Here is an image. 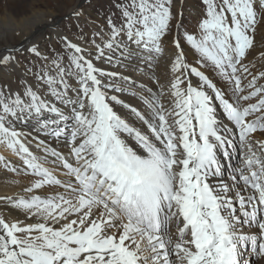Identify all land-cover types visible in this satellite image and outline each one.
Returning <instances> with one entry per match:
<instances>
[{
  "label": "snow or ice",
  "instance_id": "1",
  "mask_svg": "<svg viewBox=\"0 0 264 264\" xmlns=\"http://www.w3.org/2000/svg\"><path fill=\"white\" fill-rule=\"evenodd\" d=\"M202 4L204 17L193 34L183 27V12H173L174 0H114L120 23L108 17L107 39L101 29L94 34L100 43L93 38L89 49L64 37L71 50L67 64L62 56L52 59L33 73L37 86L25 81L22 93L0 87V144L39 177L25 191L63 189L47 197L0 198L33 220L0 215V264H250L249 249L264 262V161L253 150L254 142L264 151V141L254 138L264 133V86L256 87L258 77L243 63L257 46L258 29H264V0ZM168 37L176 51L167 104L162 88L159 93L148 88L149 95L141 97L149 115L109 95L108 89L124 90L116 87L117 77L129 83L131 78L98 67L93 56L109 64L138 60L151 66ZM182 40L198 54L195 65L187 63ZM28 51L41 56L36 46ZM20 52L7 49L0 66L19 64ZM259 58L264 61V51ZM203 68L231 83L234 99L226 98ZM244 73L252 75L246 94ZM254 98L255 103H243ZM215 101L246 149L239 178L234 174L231 184L212 183L223 175L222 158L236 148ZM113 102L128 108L148 132L123 118ZM30 120L68 144L71 161L44 148L56 157L53 164L67 170L66 179L44 167L21 139L25 134L15 122ZM0 161L10 167L3 156Z\"/></svg>",
  "mask_w": 264,
  "mask_h": 264
},
{
  "label": "bare ground",
  "instance_id": "2",
  "mask_svg": "<svg viewBox=\"0 0 264 264\" xmlns=\"http://www.w3.org/2000/svg\"><path fill=\"white\" fill-rule=\"evenodd\" d=\"M195 7L196 4L194 3ZM75 7H70L69 12H73L76 9ZM198 8V7H197ZM80 10V9H79ZM82 12V11H81ZM83 13V12H82ZM46 13H37L34 12L31 15H26L25 17L16 18L17 15L10 17L7 16V20L4 21L3 17L0 16V38L5 35V29H13L15 31H20L22 35V45H19L20 49L25 47H38L41 43V36H37V32L43 29L44 26H47L48 23H51L46 18ZM49 28L52 31V36L56 38V35L61 37H67V39L73 43L80 44L83 47L92 49L91 44H87L82 42L79 39L72 37L68 34L67 31L56 27L55 22L49 25ZM98 28V27H97ZM101 30V29H100ZM94 32V31H93ZM97 32V30H95ZM261 32L264 38V29H260L258 33ZM108 33V32H107ZM106 34V33H105ZM107 36V34H106ZM105 37V36H104ZM100 38V37H99ZM107 38V37H106ZM99 41V40H98ZM98 43V42H97ZM21 46V47H20ZM185 58L190 60V64H196V60L199 58L198 54L192 49L191 45H183ZM42 47V46H41ZM40 47V48H41ZM16 48L14 45H9L5 47L3 50L0 49V55L6 54L7 49ZM165 51L163 55H161L158 60L153 63L151 66L145 64L140 61H132L126 62L125 65L118 64H109L105 61H97L92 57L94 63L106 70V71H115L121 73L124 76H128L131 78L132 83L122 81L119 77L116 78V87L123 88V91H116L115 87L108 89L109 95H116L120 100L124 102V104L131 105L136 108L138 111L144 113L145 115L150 114V109L145 104L144 100L141 97H147L149 93L146 89L151 88L154 93H159L160 89H163L164 96L163 101L167 104L171 99L169 92V85L173 78V74L171 72V63L173 60V54L175 53V47L171 43V37L167 38V42L164 44ZM42 49V48H41ZM45 49V48H44ZM43 53L45 54L46 52ZM264 51V40L260 38L257 39V46H255L252 50H250L249 55L245 59L243 63L248 64L251 72L257 74L260 69L263 68L264 71V61L259 58V53ZM17 59L18 54L16 53ZM252 64H255V67H252ZM139 65V66H138ZM4 71L5 76L13 79L15 74L12 70L17 71L22 75L24 81H27L29 84H32L34 87L37 86L38 83L32 81L24 75L23 69L19 64H11L9 66H0ZM207 74L217 86L226 93V98H232L233 96V85L227 81H224L216 72H214L211 68H203L201 69ZM194 85L199 83L197 77H191ZM263 79V78H261ZM264 80V79H263ZM111 82V81H109ZM70 83L75 85V80H71ZM141 86H144L143 88ZM40 91L42 93L46 92V86L40 84ZM21 92V91H20ZM136 94L133 95L132 93ZM22 93V92H21ZM49 100H53L54 98L50 95L47 96ZM55 102V101H54ZM217 107V116L218 119L222 120L224 124L228 126L231 130L229 133V139L233 141L236 145L235 150L230 148L232 155L230 157H223L222 162L224 165L223 175L220 178H216L212 180L213 184L218 183L220 180L226 183H233L232 176L235 174L239 178L238 169L243 167V152L246 149L242 150L241 142L239 140V130L235 128V126L227 120L226 115L223 112L222 107L219 105V101H215ZM114 110H116L123 118L128 120L135 127L141 129L145 133L148 132V129L145 125L140 122L133 113L130 112L128 108L123 107V105L115 104L113 102ZM15 126L18 131L24 133L25 135L21 137L23 142L29 148V150L40 158L41 162L44 164V167L49 168L53 171L54 175H56L60 179H66L67 177L64 173L67 171L64 169L59 162L53 164L52 161L56 160V157L52 156L50 153H45L44 148L48 147L50 149H55L57 152L64 154L70 161L71 157L68 156L69 146L66 141L61 138L57 140L56 138L46 135L44 131L39 129V125L35 120H30L25 123L23 121H16ZM254 138L256 141H264V133L257 132L254 134ZM41 141H43V145H41ZM133 143L132 141H129ZM253 150L260 156L262 161H264V151H262L258 145L253 142ZM47 155V160H44V157ZM0 156L6 158L10 167H5L4 162L0 161V198H8L11 197L14 200L23 197L30 198L33 195H40L41 197H47L49 195H53L55 191H63V189H54L50 186H45L41 189H34L33 192L25 191L26 188L31 187L33 181L38 179L31 174V171L26 168L23 164L22 160L19 156H17L11 149H9L5 144H0ZM14 167L18 169V171H12L11 168ZM0 215H3L6 220H21L24 223H32V219H25L23 212L19 210L12 209L7 203L6 200L0 199ZM172 233L177 235L176 222H172ZM176 235L173 238H176ZM255 254L250 252V249L245 253V259L249 260L250 264H264L261 261V258L258 257L257 262L255 261Z\"/></svg>",
  "mask_w": 264,
  "mask_h": 264
},
{
  "label": "rangeland",
  "instance_id": "3",
  "mask_svg": "<svg viewBox=\"0 0 264 264\" xmlns=\"http://www.w3.org/2000/svg\"><path fill=\"white\" fill-rule=\"evenodd\" d=\"M113 3L114 0H0V16L6 21L8 15L10 17L17 15L16 18H20L26 15L29 16L34 12H45L46 18L51 23L55 22L56 27L67 31L72 37L87 44H91V40L95 38L100 43V38L94 36L96 33L95 30L100 32V29H103L104 38L107 39L106 34L109 30L107 25L108 17L112 16L117 24L120 23L119 12L113 6ZM194 3L198 8L195 7ZM75 5L77 8L73 12H69L70 7H75ZM174 5V13L183 12L182 24L184 29L195 34L198 30V23L204 17L205 13V6L202 4V0H183L182 3L181 0H174ZM76 11H82L83 13L80 16H76L74 15ZM51 23H48L47 26H44L42 30L37 32V36H41L42 40V43L37 47L41 56L38 57L29 52L28 49L31 47H25L21 49L20 53H17L24 75L36 83L38 82L33 73L39 72L41 68H45L46 64H50L52 59L58 56L64 57V63L67 64L68 55L71 53V50L66 48L64 39L56 35L54 41L52 31L49 28ZM5 31V35L0 38V49L3 50L9 45H14V47L19 48V45H22L21 32L13 29H5ZM82 36L84 39H81ZM258 38L264 40L261 32L257 34ZM182 43L183 45H189L186 40H182ZM43 49L46 52L45 54L43 53ZM43 57H48V60L45 61ZM186 61L189 64L191 63L189 59H186ZM27 69H31V73L26 75ZM262 70L263 68L257 74H254L250 70L252 75L258 77L256 87L264 86V78H259V73L264 72ZM12 72L15 74L13 79L5 76L2 67H0V87L11 92H22L25 81L20 73L14 70ZM252 75H248L247 73L241 75L245 94L252 90L247 87L249 81L252 79ZM255 102L254 98L252 101L243 103ZM172 235L175 236L176 234L174 235L172 233ZM257 259L258 257H255L256 262Z\"/></svg>",
  "mask_w": 264,
  "mask_h": 264
}]
</instances>
